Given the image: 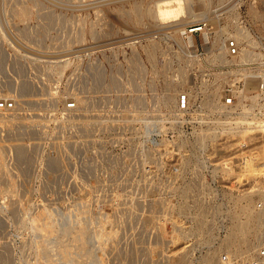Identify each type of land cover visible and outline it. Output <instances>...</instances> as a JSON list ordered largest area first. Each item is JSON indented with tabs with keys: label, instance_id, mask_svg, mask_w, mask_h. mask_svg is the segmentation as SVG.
<instances>
[{
	"label": "rangeland",
	"instance_id": "374dc122",
	"mask_svg": "<svg viewBox=\"0 0 264 264\" xmlns=\"http://www.w3.org/2000/svg\"><path fill=\"white\" fill-rule=\"evenodd\" d=\"M156 1L0 0V102H15L0 112V264H218L226 252L231 264L262 243L264 131L200 143L203 130L190 137L172 125L164 100L176 89V110L183 89L195 87L199 102L216 87L244 90L247 77L256 86L247 92L260 87L264 0H184L202 12L187 24L120 16ZM238 28L249 34L238 40L245 61L227 48L215 56L212 43L227 45ZM229 160L232 170H213ZM246 206L261 233L243 234L255 247L236 252L224 243ZM69 224L83 227L84 249Z\"/></svg>",
	"mask_w": 264,
	"mask_h": 264
},
{
	"label": "built area",
	"instance_id": "2783aa9c",
	"mask_svg": "<svg viewBox=\"0 0 264 264\" xmlns=\"http://www.w3.org/2000/svg\"><path fill=\"white\" fill-rule=\"evenodd\" d=\"M203 29L204 26L199 24L190 28H183L182 33L183 36L189 38L188 36L191 33L202 31ZM239 51L240 46L237 39L234 38L227 41V52L230 57L235 58ZM258 89H260L259 91H262V93L257 94L255 99H252L251 96L256 92L250 93L247 96H242L239 92L240 89L237 90V88L233 89V91L230 89L228 92L221 93L220 100L224 107L217 110H212L206 104L205 101L207 99L209 100L206 92L205 98L198 102V92L195 87L183 89L177 95V110L175 113H172V125L180 127L182 132L190 135V137L196 135L198 131L209 129V136L217 137L218 135L221 146L226 144V141L232 137L230 136V133L235 134L234 136H236L237 134H240L241 132L239 131L243 129L247 131H264V82ZM240 97H244L245 99L243 104L238 101ZM14 107V101L5 99L0 102V109L5 110L12 109ZM67 107L69 109H74L76 107V103L69 102ZM214 140L216 141L217 138ZM240 142L242 143V140H240ZM214 143L217 146L216 142ZM243 144L244 143L241 145ZM234 166V161L229 160L224 161L223 165L214 166L213 170L229 171L232 170ZM259 207L264 210V201L259 203ZM230 262L231 260L227 252L222 253L219 256L218 264H229ZM237 262L239 264H264V238L256 252L242 258L237 257L231 264Z\"/></svg>",
	"mask_w": 264,
	"mask_h": 264
},
{
	"label": "bare ground",
	"instance_id": "6f19581e",
	"mask_svg": "<svg viewBox=\"0 0 264 264\" xmlns=\"http://www.w3.org/2000/svg\"><path fill=\"white\" fill-rule=\"evenodd\" d=\"M204 3V2H203ZM208 6V2L204 3L202 8L206 9ZM196 9L197 7L193 6V5H186L184 0H158L155 2V6L154 7H143L142 5H139V4H135L133 6H131L128 10H123L120 12V16L126 21V22H133V23H140L144 18H149V19H154L157 21H161V22H173V21H181L184 23V24H187V23H191L192 21H188V20H185L186 17H189V18H195V17H198L202 14V12L200 13H196ZM28 10L29 8L27 7H24L20 10L19 14L20 15H26L28 13ZM256 13V12H255ZM259 17L262 16V14H257ZM184 20V21H183ZM132 23V24H133ZM184 28V26H183ZM97 33V32H96ZM236 34H234V37L235 39H237V41H243L245 39H247L249 37V34L246 32V30H243V28L241 29H237ZM29 37V36H28ZM190 37V35L188 36ZM219 37L221 38V36H218V40L215 42L212 43V48L213 49H216V48H219L221 49V52L219 54H215V56H221V57H224L226 56V48H227V45L225 44L224 40L225 39H222L223 41L220 42L219 40ZM151 51V50H150ZM250 50L249 49H246V48H240V51L238 53V55L236 57H238V59L240 61H245V58L246 56H249L250 54ZM150 54V53H149ZM152 55V54H151ZM218 58V57H217ZM66 62V61H65ZM69 62V61H68ZM64 63V62H63ZM63 63H59V64H56V69H60L62 66L64 67ZM254 79H249L247 77V83L246 85L244 86V90L240 89L239 92L241 93L242 96H247L248 94H250L251 92H247V91H250L254 88H256V86H253L252 85V81ZM217 86V85H216ZM215 86V87H216ZM253 87V88H251ZM174 88H172L173 90ZM218 87H216V89L212 92L213 94L212 95H208L209 97V100L207 99L205 102L206 104L212 109V110H217V109H221L223 106V103L221 102L220 100V94L221 92H218ZM168 90H170L168 88ZM172 90L166 94V97H165V100H164V104L166 107L170 108L171 109V112L175 113V111L177 110H174L175 109V104H176V100H175V93H172ZM176 91V89H174ZM260 89H256L255 90V94H252V99H255L256 95L257 94H260L262 93V91H259ZM258 92V93H257ZM264 93V92H263ZM139 99V98H138ZM79 103L81 101V99L79 98ZM239 102H241L243 104V102H245V99L244 97H240ZM83 106V105H82ZM77 107V106H76ZM80 106L77 107V110L80 109L79 108ZM17 108V107H16ZM5 111L4 109H0V112H3ZM5 114V113H4ZM18 114V113H17ZM17 116V115H16ZM20 119V118H19ZM209 129H203V131L198 134L197 138H198V141L200 143H202L204 141V139L209 136V133L208 132ZM232 130V129H230ZM243 131V132H242ZM235 132V130H234ZM239 132H242L243 134L247 133L248 131L243 129ZM245 132V133H244ZM20 139V138H19ZM198 142V143H199ZM16 143V142H15ZM204 143V142H203ZM200 145V144H199ZM18 148V147H17ZM24 151V150H22ZM3 151H1L2 153ZM56 154V153H55ZM24 157V156H23ZM1 158V157H0ZM247 163V162H246ZM1 166V165H0ZM8 172V171H7ZM9 173V172H8ZM8 175V174H7ZM9 179V178H8ZM189 189V188H188ZM186 191V190H185ZM179 194V192H177ZM18 199V198H17ZM11 202V201H10ZM12 206V205H11ZM15 207V206H14ZM242 207V206H240ZM201 208V206H200ZM244 208V207H243ZM48 209V208H47ZM239 209V208H238ZM241 209V208H240ZM249 207L246 206L244 208V211L246 210V213L244 212V214H246V218L242 220V218L240 219H237L236 220V223H235V230L232 231L230 233V236L229 238L227 239V243H224V246L225 244H228V247L229 245H232V247L236 246L235 247V251L236 252H240V251H246V250H250L252 248L255 247V243L254 242H251L249 239H246L243 243L242 240L243 239V234H247V233H251L255 238H258L260 236V233H261V226H262V222H261V219L260 217H258L256 220H254L253 218V214L248 211ZM200 210V209H199ZM49 210H47L48 212ZM240 211V210H239ZM242 211V210H241ZM264 211V210H262ZM50 212V211H49ZM236 212V211H235ZM234 212V216L236 218L237 215L239 214L238 212L235 213ZM15 213V212H14ZM50 214V213H49ZM200 214V213H198ZM202 214V213H201ZM43 216H50L48 215V213H43L41 214ZM203 215V214H202ZM198 216H201V215H198ZM197 216V217H198ZM261 216V215H260ZM53 217V216H52ZM203 217V216H202ZM241 217V216H240ZM77 218V217H76ZM204 218V217H203ZM202 218V219H203ZM43 219V218H42ZM45 219V218H44ZM49 219V218H48ZM81 219V218H80ZM200 220V222L202 223V221L204 222L205 221V218L202 220L201 217L198 218ZM197 219V220H198ZM47 220V219H46ZM196 220V221H197ZM76 221V220H75ZM199 222V221H197ZM205 224V223H204ZM202 225V224H201ZM39 226V224H38ZM56 226L52 223V221H45L44 223L41 224L40 228L42 229H47L48 231H51L53 232L54 231V228ZM200 227V225L198 226ZM202 227V226H201ZM205 227V225H204ZM200 229H203V228H200ZM42 231V230H41ZM63 231L64 233H74L73 235V238L75 241H77L79 243L78 247L80 250L84 249L85 248V232L83 230V227L82 226H76L75 224H69V225H65L63 227ZM263 232V230H262ZM101 234V233H100ZM250 234V235H251ZM41 237V235H40ZM52 237V236H51ZM111 237V236H110ZM55 238V237H54ZM52 239V238H51ZM42 245V244H41ZM55 247V246H54ZM58 247L60 248L61 250V254H62V257L63 258H66L70 261H72L74 259V256L72 255L73 252L70 251V248H69V245L68 244H64L63 242H60L58 241ZM6 249V248H5ZM8 250V249H7ZM51 250V248L49 249ZM232 251V250H231ZM48 252V251H47ZM243 253V252H242ZM209 256H207L208 258ZM212 257V256H211ZM210 257V258H211ZM53 258V257H52ZM208 258L206 259L207 260V263L208 264H211V259ZM9 260V259H8ZM61 260V259H60ZM113 260V259H112ZM47 261V260H46ZM50 261V260H49ZM57 261V260H56ZM67 262V261H66ZM59 263V262H58ZM3 264V263H2ZM47 264H56L55 262L51 261ZM213 264V263H212ZM230 264V263H229Z\"/></svg>",
	"mask_w": 264,
	"mask_h": 264
}]
</instances>
